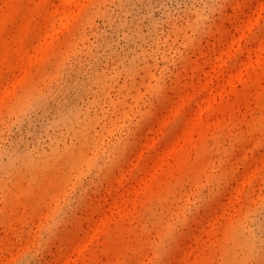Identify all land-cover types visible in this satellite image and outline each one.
<instances>
[{
	"label": "rangeland",
	"instance_id": "rangeland-1",
	"mask_svg": "<svg viewBox=\"0 0 264 264\" xmlns=\"http://www.w3.org/2000/svg\"><path fill=\"white\" fill-rule=\"evenodd\" d=\"M23 1L0 264H264V0Z\"/></svg>",
	"mask_w": 264,
	"mask_h": 264
},
{
	"label": "bare ground",
	"instance_id": "bare-ground-1",
	"mask_svg": "<svg viewBox=\"0 0 264 264\" xmlns=\"http://www.w3.org/2000/svg\"><path fill=\"white\" fill-rule=\"evenodd\" d=\"M24 2L25 1H23V0H4L3 1L4 7L2 6V8H0V22H1L0 25L2 23L6 22L7 20L11 19V17H12L11 16V9H15L16 11L19 10V9H21L23 7V3ZM63 2L65 4V7H67V8H64L62 10V12L60 13V18L65 21V19H68L71 16L72 13H71V9L70 8H71V6L74 3L77 2V0H64ZM58 29L59 28H57L54 25V23H51L48 31L45 34H43V37L45 35L46 36H48V35L54 36L55 33L58 32ZM29 30L30 29H29L28 25L25 24V23H22V24L19 25V28L17 30V34L18 35L25 34ZM50 43L51 42L48 41L46 39V37H45V40L42 41V42H40V44L37 45L35 48L39 50L40 55H43V53L48 48V46L50 45ZM7 46H8V43L5 42V41H3V43L0 44V50L6 49ZM263 50H264V47H263ZM24 57H25L24 59L26 60V58H27L26 55H24ZM2 75H3V73H0V77ZM8 93L9 92H5L4 95H3V98L6 97V96H8L10 94V93L9 94ZM190 126H191V129H196V127L198 126V121L195 120V119H193V121L191 122Z\"/></svg>",
	"mask_w": 264,
	"mask_h": 264
}]
</instances>
